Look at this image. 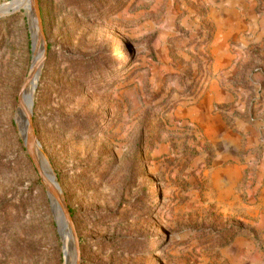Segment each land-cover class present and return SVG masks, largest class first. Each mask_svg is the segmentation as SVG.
Here are the masks:
<instances>
[{
	"label": "rangeland",
	"instance_id": "1",
	"mask_svg": "<svg viewBox=\"0 0 264 264\" xmlns=\"http://www.w3.org/2000/svg\"><path fill=\"white\" fill-rule=\"evenodd\" d=\"M37 2L32 125L81 264H264V0ZM33 21L0 18V264H66L19 129Z\"/></svg>",
	"mask_w": 264,
	"mask_h": 264
},
{
	"label": "bare ground",
	"instance_id": "2",
	"mask_svg": "<svg viewBox=\"0 0 264 264\" xmlns=\"http://www.w3.org/2000/svg\"><path fill=\"white\" fill-rule=\"evenodd\" d=\"M13 7H14V9H19V10L24 8L26 11L32 12V18L34 20L33 24L37 28L33 32L34 62L32 65L30 77L28 78V80L26 81V84L24 85V88L22 89L23 95H22L20 102H19V106L22 107L21 117L23 119L22 122H25L24 123L25 127L23 128L20 126L19 129H20L22 136H23V129L25 130L24 134L26 136L24 138H27V140L30 143V146L33 149L37 150V153H38L37 162L39 163V166L41 168V172L44 176L45 183L48 185L49 190L51 191L52 197L57 202V208L61 209L58 222L60 224L61 233L63 234L64 240H65V245H66V249H65V251H66V264H81V263H78L79 249L77 247V239H76L74 233L72 232L71 227L68 223L66 204H65L63 195L61 194V191H59L56 176H55L53 170L51 169L50 164L48 163L44 153L42 152L40 145L38 144L34 129H31V127L29 125V121L32 118V114H33V104H34L33 103V90L36 86L38 75L40 72L39 67L41 66V60L43 59V55H44V52L46 50L45 42H44L43 36L41 34V31L39 29L37 19L35 17V9L33 6V0H17V7L8 6L6 13H12ZM0 16H1V13H0ZM39 46H41V50L39 49ZM18 120H19V118H18ZM49 131H52V127H46L43 129L44 133L49 132ZM26 148H27L28 154L31 153L30 147H28V145H26ZM67 223H68V225H67ZM74 239H75V244L73 242Z\"/></svg>",
	"mask_w": 264,
	"mask_h": 264
},
{
	"label": "water",
	"instance_id": "3",
	"mask_svg": "<svg viewBox=\"0 0 264 264\" xmlns=\"http://www.w3.org/2000/svg\"><path fill=\"white\" fill-rule=\"evenodd\" d=\"M8 6H15L17 7V0H13L12 2L8 3V4H4V5H1L0 6V13H1V17H5V16H9V15H12V14H15L17 12H19L20 10L19 9H14V7L12 8L13 9V12L12 13H6V10H7V7ZM33 6H34V9H35V16H36V19H37V23L39 25V29L41 31V34L44 38V32H43V24H42V19H41V13H40V10H39V6H38V2L37 0H33ZM11 8V7H10ZM34 106V104H33ZM29 125L31 127V129H33V125H32V118L30 119L29 121ZM31 159L33 160V163L35 164V166L37 167L40 175H41V168L39 166V163L37 162L35 156L32 154V153H29ZM66 211H67V220H68V223L71 227V230L72 232L74 233L76 239H77V247L79 249V252H78V263H81L82 260H81V253H80V247H79V240H78V237H77V232H76V229H75V225H74V222H73V219L72 217L70 216V212H69V209L66 205Z\"/></svg>",
	"mask_w": 264,
	"mask_h": 264
},
{
	"label": "crops",
	"instance_id": "4",
	"mask_svg": "<svg viewBox=\"0 0 264 264\" xmlns=\"http://www.w3.org/2000/svg\"><path fill=\"white\" fill-rule=\"evenodd\" d=\"M224 46H226V45L224 44ZM222 47H223V45H222Z\"/></svg>",
	"mask_w": 264,
	"mask_h": 264
}]
</instances>
